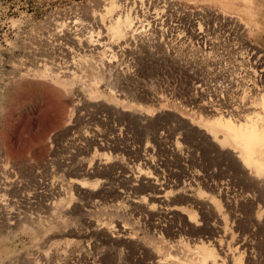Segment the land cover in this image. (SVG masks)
Masks as SVG:
<instances>
[{
    "label": "rangeland",
    "instance_id": "1",
    "mask_svg": "<svg viewBox=\"0 0 264 264\" xmlns=\"http://www.w3.org/2000/svg\"><path fill=\"white\" fill-rule=\"evenodd\" d=\"M111 3L116 4L123 15H130L135 37L129 45V52L107 47L102 59L104 63L110 61L111 70L102 84L108 86L100 85V89L105 96L111 90L116 102L121 104L105 100L112 109L121 110L122 105L130 104L140 110L138 117L146 110L154 113L148 121L132 124L124 117L84 107L80 111L81 118H84L77 129L70 134L60 133L71 105V93L67 95L60 85L52 84L47 77L34 80L25 75L42 71L41 65L36 64L39 55L53 56V62L60 66L67 63L66 52L58 50L59 44L54 40L60 31L59 26L64 23L66 28H71L68 26L76 19L74 36L79 39L93 36L95 39L99 29L91 23L92 18L96 21L107 19L105 14ZM74 52L96 64L100 60L95 52ZM261 69H264V0H0V167L9 169L20 165L21 169H13L15 173L11 169V173L17 174L16 180L28 183L27 189L32 184L28 172L33 171L39 173L41 181H53V186L65 192L71 190L69 202L51 212L44 208V198L33 200L31 206L17 201L19 204L12 213L19 210L20 220H24V215H37L43 223L50 220L51 231L40 232L38 237L33 236L37 231L31 229L36 224L23 223L31 232L22 229V223L14 224L0 217V264H151L159 258L183 261L195 253V239L204 240L205 246L212 248V238L218 236L208 224L216 226L218 214L229 225L230 236L243 245L241 258L246 259L243 264H264V230L254 228L253 233H248L252 228L246 224L244 194L225 176L231 171L224 175L227 168L219 166L215 160L216 150L206 147L202 140L199 142L193 133L205 134L201 139L208 141L204 129L196 124L197 119L211 118V108L228 114L229 106L235 103L240 93L243 90L248 93L253 72L259 73ZM38 81L43 88L32 91L30 82ZM4 96L13 99L12 107L3 101ZM203 105L207 107L206 111ZM88 130H102L107 138L115 134V138L119 136L116 139L118 149L104 152L117 154L123 168L139 165L140 169L154 176L158 171L152 166H156L178 185L174 189L181 187L185 179L189 182L190 175L201 177V181L198 180L200 198L212 199L219 213L210 212L213 215H210L209 222L208 216L204 220L209 211H202L201 206L197 208L191 203L178 205L184 210L174 216H146L141 210L135 212L127 201L134 196H145L149 191L130 193L129 183L124 178H113L118 174L126 176L123 169H116L111 176L91 179L66 176L58 162L66 158L67 151H75L72 146L77 133ZM55 133L60 134L53 148V168L50 171L42 165L49 156L48 138ZM112 137L108 138L110 143L111 139L114 140ZM176 144L180 152L173 153ZM94 149L92 147L88 153L80 152L76 161L89 160L92 154L100 153ZM221 152L227 153L226 150ZM142 157L150 158L152 166L142 165ZM14 164L16 167L12 166ZM216 173L220 179L216 178ZM73 181L79 182L84 189L87 187V191L83 189L87 194H77ZM93 181L97 183L90 191L92 187L87 184ZM212 183L224 184L223 197L210 191ZM27 189L23 192L31 193L32 190ZM92 192L94 195H90ZM3 197L6 200L11 195ZM63 198L64 195L56 197L57 201ZM12 199L17 200V197ZM258 208L264 213L263 203ZM190 215L199 225L193 223ZM204 221L208 223L206 228ZM122 226L134 238L127 244L117 238ZM137 239L145 248L137 250L132 247ZM181 244L187 245L190 252L182 251Z\"/></svg>",
    "mask_w": 264,
    "mask_h": 264
},
{
    "label": "bare ground",
    "instance_id": "2",
    "mask_svg": "<svg viewBox=\"0 0 264 264\" xmlns=\"http://www.w3.org/2000/svg\"><path fill=\"white\" fill-rule=\"evenodd\" d=\"M119 9L120 8H118L116 4L111 3L110 5H108V8L106 10L105 15L107 16V19L104 20V18H101L99 21H96L95 18H92L93 22L91 23L94 26H97L98 27L97 29H99L97 32V36H95L96 40L93 39V36H89L85 38H83L84 37L83 36L82 37L83 39H79L74 36L75 35L74 31H76L75 27L77 26L78 23L76 22L77 21L76 19L73 24L74 26L72 24H70V26L67 25L68 27L71 28H66L65 27L66 24L64 23L63 24L65 26L63 24L62 25L57 24V26L60 25L59 26L60 31L58 32L56 31L57 33L54 32L56 33L54 40H56V42L59 44L58 50H63L66 52L64 54V57L66 56L68 60L66 61L67 63L65 64L62 63V65L60 66L53 62V56L48 57L47 54L45 56L39 55L40 57H36V64L39 63V65H41L42 71L39 70L34 73L28 72L25 75V77H31L34 80H39L41 76L47 77L49 78V81L52 84L54 82L60 85L63 88V90L66 93H68L67 95L71 93L72 95L71 105L69 106L70 108L67 111V115L65 119L66 121H64L65 123L62 128L63 130L60 133L63 132V134H68L69 132L71 133V131L77 129L79 123L82 122L84 118V116L83 118H81L80 116V111L84 107H87L88 109L90 107V109L92 108L104 113L108 112L117 117H124L123 119L127 120L129 123L132 124H136V123L141 124V121H148V119H150L154 113V111L152 110L149 111L146 110V113L143 116L140 115L138 117L137 116L139 113L138 111L140 110L133 108V105L130 104L122 105L121 110L120 109L118 110L117 108H115L116 110L112 109L110 108L109 104L106 101L114 102L118 105L121 104L116 102L115 96L111 92V90H108V94L106 95L107 96L106 98L104 92H102L103 90L101 91L100 89V85H102L105 82L104 80L106 78V75L108 76L109 71L111 70L109 69L110 61L106 62L104 60L105 61L104 63L102 59L104 57L105 51L107 50V47L109 46L110 48H118L121 51L129 52L130 50L129 45L132 39L135 37L134 36L135 30L130 15L129 14L123 15V13L120 11L121 9L120 10ZM71 23H73V21H71ZM63 41H65L64 44L62 43ZM70 44L71 47H67ZM83 50L88 51L89 53L90 52L97 53L99 55L97 57L98 58L100 57L99 58L100 63L98 62L96 64L95 62L88 60L86 57H84V55L80 56L79 53L74 52V51H83ZM257 62L258 60L255 61L256 64ZM53 70L56 71V74H53ZM84 77L88 79H83ZM253 77H252L253 79H251V83L247 91L248 93H245L244 90L243 91L240 90L242 92L237 97L235 103L232 104L231 106L228 105L230 108V110L227 111L228 114L222 113L220 109L211 108L210 109V113H212L211 118L199 117L197 119L196 124L198 125V127L204 129L208 137V141L207 140L203 141V139H201L205 134L198 131L197 132L193 131L197 139H199L198 140L199 142L202 140V142L205 143L204 145L206 147H209L212 150H216V152L212 151L213 153L214 152L216 153L214 157L215 160L218 162L219 166L224 165V167L227 168V171L226 169L224 170V175L231 171V173H229L230 175L227 174L225 176L228 177L230 181H232L234 184L238 185L242 193L244 194L243 200L245 202V209L241 205L239 206H241L247 212L246 214L247 220L246 219L244 220L247 221L246 224L249 225L248 227L252 228L248 231V233L250 231L252 232L254 228L256 230H264V213L260 212L258 208L260 203L264 204V69H261L259 73H256L254 71ZM61 78H63V80ZM40 82L39 81L38 83L30 82L29 86L32 89V91L36 90L37 92L39 90L38 87L43 88V86L39 85ZM23 83L26 84L25 82ZM24 84L22 85L26 87ZM77 84L79 85L77 86ZM106 85L108 86V84ZM104 90L106 92V89ZM3 99H4L3 101L6 103L8 107L13 106L14 104L13 99L5 96ZM203 109L204 111H206L207 107L204 106ZM115 130L120 133L119 129H115ZM100 132L95 130H92L91 132L89 130L84 132L80 131L79 133L76 132L78 135L76 134L77 136H75L73 140L74 144L72 146L73 150H75L74 151L75 153L73 151L72 152L67 151L66 153L68 155L66 156V158H63V160H60L58 162L60 164L59 166L62 167V170L64 171L66 176L72 178L73 177L80 178L81 176H84L85 178L88 177L91 179L93 177H98V176H102V177L107 175L111 176L116 173L115 172L116 169H123L124 173L127 174L126 176L124 175L119 176L118 174L117 175L118 177L116 176L117 178L113 176L112 177L116 180L124 178L126 182L129 183L128 190L130 191V193L137 194L138 192L149 191L145 196L142 197L134 196L132 200H128V201L125 200V197L127 196L122 197L123 200L127 201L129 205L132 206V210L133 211L135 210V212L136 210H141L146 214V216H151L154 214H160L165 217L169 215L174 216L175 214L180 213L182 210H184V208L181 207L178 208L177 207L178 205L191 203L197 208L198 206H201L202 209L200 208L199 209L202 211L203 210L209 211V213L206 212L207 215L204 214L206 216L203 215L205 217L204 220L206 219L207 216L209 218L210 215H213L212 213H215V211H218L219 213L218 206L214 204L212 199L208 198L210 196H207L209 200L207 199L204 200L203 198L202 199L200 198L202 194L198 187V180L201 177L198 178L197 175H190L189 182H187V180L185 179L181 187H179L178 189H174L177 188L178 185L174 184V182L166 178L161 173L159 168H157L156 166H152L151 159L148 157H142V161H144L142 165H151L153 167V170H155L156 172L158 171V173H156L154 176H151L148 174V172H145L142 169H140L139 165L134 166L133 164L132 167L130 166L123 168L121 167L122 163L119 162L120 159L117 156V154L109 155V153L104 152L106 150L116 151L118 149V140L116 139H118L119 136L115 138L116 134L115 135L113 134L115 137L113 136L114 140L111 139V143H110L108 140L109 137L107 138V135L104 136L105 133L103 135V133L101 132L100 134ZM60 133L51 134L48 138L50 150H49L48 158L43 163L45 165H42L44 169H48L52 171L53 148L57 144V139ZM111 137L112 136H110V138ZM92 147H95L94 150L96 152L99 151L100 153L92 154L89 160L80 159L76 161L75 158L77 157L78 154H80V152L86 151V153H88V151L92 150ZM224 150H226L227 153L221 152ZM172 152L173 153L180 152V148L177 146V144L175 149L172 150ZM16 165L14 164L12 166L16 167ZM17 168H20V165H18V167L16 168L11 167L9 169L6 166L0 167V217L7 218V220L13 221L14 224H21V223L25 224V222L28 223V225L30 223L36 224V226L32 227L31 229H35L37 231V233L36 234L34 233L33 236L38 237L40 232L44 233L51 231L52 224H50V220L49 223L47 222L43 223V220H41L37 215L34 216L24 215V220H22L23 218H21L20 220L21 213H19V210L15 211L16 213H12L15 210L16 205L19 204L18 202L20 201L21 204L23 203L25 205L31 206L34 204L32 202L33 200L37 198H44L45 200V203L43 204L44 208L47 209L46 211L51 212L53 211V208L66 205L69 202V200L71 199V194H70L71 190L69 188V190L68 191L66 190L67 192H65L63 189L57 186L56 187L53 186V181H41L40 177L38 176L39 173L38 172L35 173L33 171L30 173L28 172L30 177L29 182H32V184L31 185L29 184L30 187L27 189L26 187L28 183L24 184V182L22 183L19 180H16L15 176L17 174L14 175L11 173L13 169H17ZM63 168H65V170ZM222 170L221 172H223ZM22 173H19V175ZM217 174L219 173H216V175ZM207 175L212 176L208 173ZM217 176H218L216 177L217 179L221 177L219 175ZM179 178L180 177H177V179ZM83 181L85 182L84 178ZM79 182L81 181L79 180ZM79 182L77 181L72 182L74 187L76 186L74 189L77 190L76 191L77 194H83V195L87 194L86 192L87 187H85L84 189L82 186H80L81 184ZM96 183H97L96 181L95 182L93 181L87 184L88 186L92 187L89 189L90 191H93V187H95ZM223 185L224 184L221 183L219 184L215 183L210 186V191L211 190L216 191L218 195H221L222 187H224ZM60 187L62 186L60 185ZM24 189H27L29 191L32 190V191L31 193L30 192L25 193L23 192ZM83 189L86 191L83 192L84 191ZM245 192L248 193L245 194ZM120 193L124 194V192H120ZM6 194L8 196L11 195V197L10 199L7 198L6 200H3L4 198L3 195L5 196ZM14 194L17 195L14 196ZM62 195H64L65 200L63 198L57 201L56 197L58 198L59 196ZM90 195H94L93 192L90 193ZM13 197H17V200H13L12 199ZM218 200L220 201V199ZM152 202H155L157 204L154 205L152 204ZM227 202L229 201L227 200ZM242 204L244 206V203ZM225 205L227 206V203ZM237 208L235 209L237 210ZM12 209L14 210L12 211ZM226 210L228 211V209ZM210 212L212 213L210 214ZM191 216L192 215H190V218L193 221V223L195 225H199V223L197 221L195 222V219ZM221 216L223 217V214ZM236 216L237 215H235V217ZM51 217L53 218V216ZM201 217L202 216L200 215V218ZM237 218L239 219V217ZM217 219H216L217 220L216 226L215 225L211 226V224H208L206 221L203 222L205 223L204 224L205 228L210 226L209 228L212 229L213 227L212 232H215V235L218 236V238H214V239L212 238V242L210 244L212 248L206 247L205 244L203 243L204 240L200 241L195 239L194 243L196 244L193 247L194 249L193 251L195 253H191L192 255L191 257L185 258L183 261L180 260L178 261L177 259H172L168 261V260H161L159 258L157 261H154L151 264H243V260L245 259L244 258L242 260L241 258L242 257L241 255L244 253L243 245L240 244L239 240L233 239L230 236L231 233L228 229L229 225L227 226V223L219 216V214L217 216ZM209 222H210V218H209ZM240 222L241 221H239V223ZM206 223L208 224V226H206ZM233 223H235V221ZM239 223L237 224L239 225ZM24 224L22 229L31 231V229L29 228L30 225L25 227ZM232 225L234 226V224ZM191 226L195 227L193 224ZM233 226L231 228L235 229V227ZM201 229L202 228H200V230ZM191 230L192 232H195L193 231L192 227ZM105 231L109 233V229H106ZM205 232L207 231L205 230ZM117 238L121 239V241L125 244H127V242L129 241L134 240L133 236H130L129 233L125 231V227L123 226L120 227ZM132 247L134 249L139 250L145 248V245L140 239H137L136 243L133 244ZM180 249L182 251L190 252V248L184 244H181ZM215 250L217 251V253L215 252ZM114 264H118V263H114Z\"/></svg>",
    "mask_w": 264,
    "mask_h": 264
}]
</instances>
